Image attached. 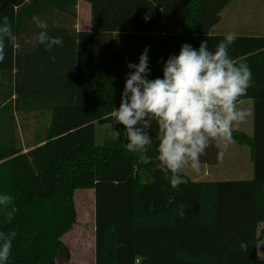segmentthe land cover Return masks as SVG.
<instances>
[{
    "label": "trees",
    "instance_id": "obj_1",
    "mask_svg": "<svg viewBox=\"0 0 264 264\" xmlns=\"http://www.w3.org/2000/svg\"><path fill=\"white\" fill-rule=\"evenodd\" d=\"M231 1L88 0L91 27L79 31L78 0H0V18L17 37L0 64V194H11L8 210L17 209L7 220L0 206V231L17 233L7 264H57L77 224L78 190L95 194V264H264V35L235 33L228 50L252 72L238 104L253 102V133L233 132L250 148L252 179L195 182L181 174L174 189L155 167V124L145 164L110 117L133 71L128 63L138 64L147 48V78L155 79L185 43L198 49L207 40L214 51L229 33L218 28ZM33 16L63 45L46 51ZM22 113L40 121L27 147L16 119ZM97 123L111 124L118 138L97 146ZM219 161L214 145L201 157Z\"/></svg>",
    "mask_w": 264,
    "mask_h": 264
},
{
    "label": "clouds",
    "instance_id": "obj_2",
    "mask_svg": "<svg viewBox=\"0 0 264 264\" xmlns=\"http://www.w3.org/2000/svg\"><path fill=\"white\" fill-rule=\"evenodd\" d=\"M32 20L41 29L35 39L46 51L63 45L61 37L49 35L46 21L38 16ZM236 38L234 33H227L214 51L209 49L207 40L198 49L183 44L179 54L164 63L162 78H147V48L138 64H127L133 71L125 80L120 105L110 117L125 129L126 149L139 154L145 164L152 160L147 152L153 144L150 133L155 124V167L174 189L183 183L182 170L201 171V157L210 146L218 149V159L222 160L235 142L234 130L249 115L238 107V101L252 84L251 69L246 63L237 64L228 54ZM16 43L8 17L0 18V64L5 60L7 45L14 48ZM51 59L54 61L55 56ZM12 203L11 194H0V206L7 220L17 211L15 207L8 210ZM16 235L15 231H0V264H7Z\"/></svg>",
    "mask_w": 264,
    "mask_h": 264
},
{
    "label": "rangeland",
    "instance_id": "obj_3",
    "mask_svg": "<svg viewBox=\"0 0 264 264\" xmlns=\"http://www.w3.org/2000/svg\"><path fill=\"white\" fill-rule=\"evenodd\" d=\"M78 6V26L82 31H89L91 27L89 2L88 0H78ZM221 16L222 23L218 29L230 28L232 33L249 34L256 32L264 35V1L262 0H232ZM248 27H251V30L245 31ZM228 32L230 33V31ZM238 107L246 110L249 115L236 131L250 134L253 127V102L251 100L244 101ZM46 115L47 118L43 120V123L48 126L50 125L51 117L50 113ZM16 119L21 142L24 147H27L32 144L40 122L37 118V113L18 114ZM95 131L97 146H102L118 138V133L111 124L97 123ZM204 167L201 165L199 173H193L191 170H182L181 174L186 179L194 180L196 176L198 177L202 174ZM210 170L215 172L214 176L212 175V179L215 181L248 180L252 178L247 147H239L234 142L225 151L221 164L218 166L210 165ZM93 199H95L93 190H78L75 193V206L78 213L77 224L63 237L67 253L59 257L57 264H95Z\"/></svg>",
    "mask_w": 264,
    "mask_h": 264
},
{
    "label": "crops",
    "instance_id": "obj_4",
    "mask_svg": "<svg viewBox=\"0 0 264 264\" xmlns=\"http://www.w3.org/2000/svg\"><path fill=\"white\" fill-rule=\"evenodd\" d=\"M78 22H79V6L77 5V29L80 31V27L78 26ZM228 31L231 32L230 28H227ZM246 30H251V27H248L245 29ZM82 31V30H81ZM237 32V31H236ZM232 33V32H231ZM235 33V32H233ZM260 34V33H259ZM239 105V104H238ZM253 122V121H252ZM253 133V127H252V130L250 132V134H247V133H244L248 136H251ZM239 147H244L246 146L247 147V155L249 156V160H250V164H251V177L253 178V165H252V161H251V152H250V148L247 146V145H239ZM222 160L219 161L218 164H216L215 166H218L219 164H221ZM203 166H205L202 171V174L200 176H196V178L193 180V179H190L191 181H195V182H216L214 179H212V177L214 176L213 174H215V172H212L210 170V165H207V164H201ZM213 175V176H212ZM250 178V179H252ZM205 179H209V180H205ZM248 179V180H250ZM95 199H93V214H94V225H93V232L95 233ZM260 228H262V224L259 226ZM260 230V229H259ZM81 236V235H80ZM93 238H95L93 236ZM258 259L259 260H264V240L259 244L258 246Z\"/></svg>",
    "mask_w": 264,
    "mask_h": 264
}]
</instances>
